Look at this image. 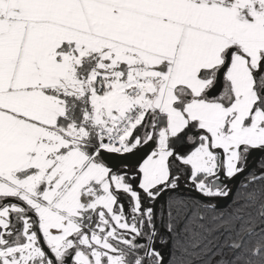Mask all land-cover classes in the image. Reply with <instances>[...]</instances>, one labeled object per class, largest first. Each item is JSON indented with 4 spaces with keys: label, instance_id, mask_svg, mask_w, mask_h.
Segmentation results:
<instances>
[{
    "label": "snow or ice",
    "instance_id": "6c2138e0",
    "mask_svg": "<svg viewBox=\"0 0 264 264\" xmlns=\"http://www.w3.org/2000/svg\"><path fill=\"white\" fill-rule=\"evenodd\" d=\"M0 264H264V0H0Z\"/></svg>",
    "mask_w": 264,
    "mask_h": 264
},
{
    "label": "water",
    "instance_id": "95a60500",
    "mask_svg": "<svg viewBox=\"0 0 264 264\" xmlns=\"http://www.w3.org/2000/svg\"><path fill=\"white\" fill-rule=\"evenodd\" d=\"M258 155H259V154H257V156H258ZM130 162H135V158H133V160L130 161ZM256 163H257L256 159H253V161L250 163L249 167H250V168H253L254 165H255ZM240 179H242V177H237L236 180L233 181V185H235L236 182L239 181ZM233 191H235V187H233ZM227 203H229L228 200L220 201L221 206H224V205H226Z\"/></svg>",
    "mask_w": 264,
    "mask_h": 264
},
{
    "label": "flooded vegetation",
    "instance_id": "af4514ba",
    "mask_svg": "<svg viewBox=\"0 0 264 264\" xmlns=\"http://www.w3.org/2000/svg\"><path fill=\"white\" fill-rule=\"evenodd\" d=\"M253 161V160H252ZM252 161H250V163L252 162ZM256 167V164L254 165V167L253 168H255Z\"/></svg>",
    "mask_w": 264,
    "mask_h": 264
}]
</instances>
